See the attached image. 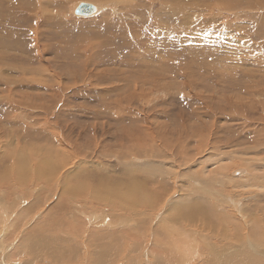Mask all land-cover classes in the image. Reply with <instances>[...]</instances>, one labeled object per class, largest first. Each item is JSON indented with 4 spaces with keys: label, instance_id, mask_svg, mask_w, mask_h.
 I'll list each match as a JSON object with an SVG mask.
<instances>
[{
    "label": "rangeland",
    "instance_id": "obj_1",
    "mask_svg": "<svg viewBox=\"0 0 264 264\" xmlns=\"http://www.w3.org/2000/svg\"><path fill=\"white\" fill-rule=\"evenodd\" d=\"M84 1L103 8L90 17L78 16L75 11ZM0 3V232L4 235L0 264H26L25 253L41 243L37 227L48 220L52 221L44 227L46 234L53 227L52 239H62L67 250L76 246L80 252L76 261L63 264H91L99 252L102 254L95 246L100 242L91 240L92 231L104 236L121 235L135 227L138 230L135 218L132 221L135 216L112 213L110 207L101 208L95 200L94 204L84 200L87 197L64 205L69 206V211L60 209L64 217L57 209L56 215L50 213L61 198L62 182L68 175L71 183L64 193L72 189V196L84 194L86 184L82 187V181L88 183L87 196L93 189L100 193L101 178L110 190L120 181L127 180L126 186L132 185L130 190L141 183L151 194L139 195L143 200L147 196L145 202L152 199L157 204L143 207L148 213L139 210V214H147L153 230L164 224L172 201L179 198L194 200L191 205H197L198 210L203 204L213 203L216 208L219 204L216 214L221 220H215V225L187 221L189 214L183 222H175L173 229L180 232L168 231L173 240H188L196 253L191 257L183 254L187 259L182 260V253L176 255L175 251V260L170 255L167 258L174 261L172 264H217L219 255L223 257L221 253L227 250V257L232 256L229 259L236 264L240 259L232 250L235 247L230 241L234 238L223 242L221 235L223 229L235 230L232 214L241 219L235 204L240 202L245 208L260 204L262 211L252 209L254 220L244 217V221L264 224V201L258 202L259 197L264 200V0ZM55 164L59 172L52 171L53 175L50 172L43 180L38 177V170ZM133 169L136 175L128 177L126 173ZM237 172L241 174L235 175ZM17 174H24V178ZM156 179L169 189L163 204L152 193L159 192L158 186H153ZM129 193L130 200L140 197ZM222 203L230 215L226 209L228 215H223ZM189 210L192 212L190 206ZM102 217L111 224L116 221L115 230L105 227ZM233 224L238 227L239 222ZM240 228L237 237L247 234L246 241H250L251 226ZM136 233L143 234L139 230ZM125 239L129 244L124 242L117 264L136 258L129 252L137 249L141 250L138 264H151L157 256L166 260L167 255L154 251L152 244L169 251L172 241L170 237H156L153 231L137 243ZM208 247L216 255L212 263L206 261ZM255 250L256 256H261ZM87 253L94 256L91 263ZM225 259L222 264H226ZM47 261L38 264H50Z\"/></svg>",
    "mask_w": 264,
    "mask_h": 264
},
{
    "label": "bare ground",
    "instance_id": "obj_2",
    "mask_svg": "<svg viewBox=\"0 0 264 264\" xmlns=\"http://www.w3.org/2000/svg\"><path fill=\"white\" fill-rule=\"evenodd\" d=\"M50 1V0H49ZM55 1V0H54ZM66 1V0H65ZM82 2V1H81ZM92 2V1H91ZM90 2V3H91ZM96 2V1H95ZM68 3H69V1H68ZM84 3H86L85 1H84ZM1 4V3H0ZM2 4H3V2H2ZM76 4V3H75ZM78 4V3H77ZM86 4H88V3H86ZM24 5V4H23ZM28 7V6H27ZM102 6H97V5H95V13H94V15H96V14H98L99 12H101V10H102ZM62 18V17H61ZM14 68V67H13ZM15 69V68H14ZM159 69V68H158ZM160 70V69H159ZM162 70V69H161ZM149 71V70H148ZM156 71V70H155ZM159 72V71H158ZM19 73V72H18ZM17 74V73H16ZM20 74V73H19ZM19 74H17V75H19ZM248 88V87H247ZM206 104H207V102H206ZM39 107V106H38ZM41 108V107H40ZM224 121V120H223ZM200 134V133H199ZM212 135V134H211ZM204 136V135H203ZM207 136V135H206ZM205 138V137H204ZM201 139H203V137L201 138ZM216 140V139H215ZM219 140V139H218ZM264 140V139H263ZM12 141V140H11ZM197 142H199V141H197ZM201 142H203V141H201ZM211 144V143H210ZM263 144H264V142H263ZM216 145V144H215ZM231 146V145H230ZM215 147V146H214ZM215 149V148H214ZM246 150V149H245ZM119 152H120V150H119ZM214 152V151H213ZM248 152V151H247ZM250 152V151H249ZM14 153V152H13ZM144 153V152H143ZM212 153V152H211ZM210 153V154H211ZM240 153V152H239ZM119 154V153H118ZM209 154V153H208ZM209 154V155H210ZM242 154V153H241ZM212 155H213V153H212ZM167 156V155H166ZM224 156V155H223ZM226 156V155H225ZM11 157V156H10ZM110 157V156H109ZM121 157V156H120ZM168 157V156H167ZM233 157H234V155H233ZM173 158V157H172ZM169 159V158H168ZM210 159V158H209ZM19 160V159H18ZM243 162V161H242ZM246 162V161H245ZM248 162V161H247ZM126 163V162H125ZM124 163V164H125ZM129 163V162H128ZM122 164V163H121ZM176 164V163H175ZM241 164V163H240ZM42 165V164H41ZM228 165V164H227ZM254 165V164H253ZM253 165H252V163H251V167H253ZM75 166V165H74ZM118 166V165H117ZM224 167H225V165H223ZM243 166V165H242ZM131 167H132V165H131ZM131 167H129V169L131 168ZM26 168V167H25ZM103 168V167H102ZM125 168H126V166H125ZM122 169V168H121ZM139 170H140V168H139ZM159 170V169H158ZM39 172H38V177H40V179L41 180H43V179H45V178H49V173L50 172H54V171H56V172H54V173H57V172H59V170H58V165L57 164H55V165H52L51 167H49L48 169H46V168H44L43 167V170H42V168H41V170H38ZM136 170L135 169H133V170H128V172L126 173V174H129V176L128 177H132V175H136ZM154 171H156V169L154 170ZM170 171V170H169ZM220 171V170H219ZM14 172V171H13ZM24 172V171H23ZM53 172H52V175H53ZM138 172V171H137ZM26 173V172H25ZM156 173H158V172H156ZM178 174V173H177ZM18 175V174H17ZM20 175V174H19ZM18 175V176H19ZM138 175V174H137ZM212 175V174H211ZM217 175V174H216ZM215 175V176H216ZM125 176V175H124ZM155 176H157V175H155ZM20 178H24V174L23 175H21V176H19ZM18 177V178H19ZM120 177H121V175H120ZM139 177V176H138ZM169 177V176H168ZM191 177V176H190ZM217 177V176H216ZM19 178V179H20ZM70 176L68 175V177L66 176L65 177V179H64V182H62V189H63V192L61 193L60 192V195L59 196H61V198L60 199H58V201H57V204L52 208V210H51V212L50 213H57V211H58V213H60V215L62 216V217H64V214L60 211V209L62 208V209H64V210H68L69 209V206H68V208L66 207V206H64V205H67V204H70L71 203V200L72 199H74V198H80V199H82L83 197H87V198H85L84 200H86L87 202H93L94 200L97 202V204H99V203H101V204H99V205H101L100 207L101 208H105V206L108 208V207H110V210H112V211H110V212H116V213H120V214H126V213H128L129 214V216H131V215H133V216H135V217H133L132 218V221L134 220V218H135V220L134 221H137V228H138V230L140 231V233H141V231L143 232V234H142V236H141V234L139 235L138 233H136V232H138V230H136V225L134 226V224L132 223V225L131 226H134L135 227V229L133 230V231H130V232H124L123 234H116V233H107L106 235H102V234H100L98 231H95V232H91V233H93V235L91 236L92 237V242H94L95 243V241L96 242H100V244L99 243H95V246L97 245L98 247H100L102 250V254L99 256V254H100V252L97 254V256L95 257V261H93L94 259H92V258H90L91 256H89L88 255V253H87V256H89V258H90V263H91V261H93L91 264H93V263H95V264H117V259H118V257H119V254L121 253V250H123L125 247H124V244H126V243H128V242H126V239H125V241H124V238H127L128 239V241H132L133 240V242H138V241H140L141 240V238H143V235H149L152 231L155 233V236L157 237V236H163V237H170V238H172V241H170L169 239H168V241H170V243H168V245H170L169 247H171V248H169V251H167V250H165L164 248L165 247H162V246H158V245H153L152 244V247L154 248V251H160L161 253H164V254H166L167 256H166V260H164L165 258L162 256V257H158L157 256V258L155 257V258H153V263H151V264H172V263H174V261L173 260H171V259H168L169 257H174L173 255L176 253V255H177V252L178 253H182V256H181V254H178V256L180 255L181 257L179 258V259H181L182 258V260H183V258H185L184 256H183V254H185V256L186 257H191V256H193L195 253H196V251L194 250V246H190L189 245V242H188V240L185 242V241H180V239H178V238H176L175 240H173V237H171V235H170V233L168 232V231H171V230H174L173 228L175 227V222L176 221H180V222H183L184 221V219H185V216L186 215H188L189 214V219L187 220V221H191V222H194L195 224H197L198 222H201L202 224L201 225H203V226H205V225H215V220H219L220 218H217L218 216H217V212L216 211H218V207H219V204H218V206H217V208L216 207H213V203H207L206 205L205 204H203V207H202V209L201 210H198V207H197V205L195 206L194 204V206H192L191 205V203H193L194 202V200H191V199H189V200H182V199H178V200H175V201H172V204H171V208L166 212V216H164L163 218H164V224H163V222H161L160 220V222L161 223H159V225L155 228V230H153L154 229V227L152 228V225H151V227L149 226V218H148V216H147V214L146 215H143V214H139V210H140V212H149V210H147V209H145V208H148V207H150V206H153V205H157V204H154V201L152 200V199H149V203L148 202H145V197H147V196H143L144 197V200H143V198L141 197V195H139L140 193H142V192H146V193H148V196H150V194L151 193H149V191H144V187H142V184L140 183V186H134L133 185V190H130V189H128L130 186H132V185H129L128 187L126 186V181H125V183L124 182H121L120 181V183H118L117 182V184L118 185H116L115 187H114V189H112V190H110L109 189V187H108V185H107V183L106 182H104V178H101L100 180H99V182H100V184H101V191H100V193H99V191L98 190H96L95 192H94V189L92 190V191H90L89 193H88V196H87V193L85 192L86 191V188L88 187V183L87 182H84V181H82V182H79V184L82 186V187H84V185L86 184V186L82 189V190H84V194L82 193V194H77V195H74V196H72V195H70V194H72L71 192H73V190L71 189L70 190V193H64V189L69 185V183H71L70 182ZM192 178H194V177H192ZM206 178V177H205ZM173 179V178H172ZM191 179V178H190ZM214 179V178H213ZM52 180H56L55 182L56 183H59L58 182V180L59 179H55V178H53L52 177ZM97 181H98V179H96ZM157 181L156 182H153V186H158V190H159V192H152L153 193V195H155V197L159 200V201H161V203L162 202H164L165 201V198L168 196H166V194H165V192L166 191H169V189H166L163 185H160V182H159V180L158 179H156ZM189 180V179H188ZM207 180V179H206ZM222 180V182H223V179H221ZM220 180V181H221ZM48 181H51V180H49L48 179ZM132 181V180H131ZM136 181H138V180H135V183H136ZM160 181H161V177H160ZM190 181V180H189ZM205 181V180H204ZM207 181H209V180H207ZM256 181V180H255ZM211 182H214V180H212ZM248 182V181H247ZM257 182V181H256ZM48 183V182H47ZM98 183V182H97ZM114 183H116V182H114ZM129 183V182H128ZM186 183V182H185ZM205 183V182H204ZM224 183V182H223ZM199 184V183H198ZM221 184V183H220ZM54 185H55V183H54ZM57 185V184H56ZM59 185V184H58ZM57 185V186H58ZM121 185V186H120ZM128 185V184H127ZM187 185V184H186ZM190 185V184H189ZM194 185H196V184H194ZM254 185H259V184H254ZM49 186V185H48ZM208 186V185H207ZM211 186H212V184H211ZM226 186V185H225ZM98 187V186H97ZM196 186H194V188H195ZM200 187V186H199ZM53 188V187H52ZM58 188H60V186L58 187ZM190 188V187H189ZM197 188H198V186H197ZM232 188H234V187H232ZM210 189V188H209ZM211 189H213L212 187H211ZM35 190V189H34ZM60 190V189H59ZM89 190V189H88ZM189 190V189H188ZM214 190V189H213ZM33 191V190H32ZM37 191V190H36ZM102 191H103V198H102ZM129 191H133L134 193H135V195H136V197H138V196H140V197H138L137 198V200H136V202H134L135 200H130V198H129V196L131 195L130 193H129ZM187 191V190H186ZM203 191V190H202ZM207 191H208V188H207ZM76 192V191H75ZM83 192V191H82ZM195 192V191H194ZM205 192V191H204ZM202 193V192H201ZM207 193H209V192H207ZM32 194H33V192H32ZM75 194V193H74ZM133 194V193H132ZM138 194V195H137ZM143 194V193H142ZM185 194V193H184ZM190 194V193H189ZM189 194H187L186 195V197L189 195ZM194 194V193H193ZM196 194V193H195ZM27 195H29V194H27ZM134 195V196H135ZM181 195V194H180ZM202 195V194H201ZM33 197V196H32ZM32 197H28L29 199L31 198L32 199ZM37 197H38V195H37ZM180 197V196H179ZM184 197V196H183ZM200 197V196H199ZM34 198V197H33ZM131 198H133L132 196H131ZM177 198V197H176ZM24 201L26 200L27 201V199H23ZM29 201V200H28ZM78 201V200H77ZM82 201H83V199H82ZM123 201H125L128 205H125L124 203H123ZM232 201H234V200H232ZM262 201H264L263 200V197H259V199H258V202L259 203H261ZM19 202V201H18ZM32 202H34L33 200H32ZM76 202V201H75ZM95 202V203H96ZM237 202V201H236ZM1 203V202H0ZM21 203H22V201H21ZM72 203H73V200H72ZM78 203V202H77ZM80 203V202H79ZM161 203H159V204H161ZM2 204V203H1ZM28 204H30V203H28ZM44 204V203H43ZM84 204H87V203H84ZM91 204V203H90ZM93 204H94V202H93ZM96 204V205H97ZM163 204V203H162ZM263 204V203H262ZM45 205V204H44ZM88 205V207H89V204H87ZM87 205H84L83 207H82V205H81V207L85 210V209H87ZM221 205H224V206H221V211H223V215H228L229 214V211H228V209H227V206L224 204V203H222ZM229 205V204H228ZM234 205V204H233ZM21 206H23V205H21ZM78 206V205H77ZM163 206V205H162ZM189 206H190V208H191V211L192 212H190V210H189ZM246 206V205H245ZM94 207V206H93ZM143 207H145V208H143ZM154 207V206H153ZM160 207V206H159ZM230 207V206H229ZM234 207H236L238 210H239V213H240V217H241V219H238V216H234L233 214H232V217H231V220H232V222L233 223H237V222H239V224H238V227H237V224H233L232 222H230L229 220H227V219H225L226 221H228V222H230V223H232V226H234L235 227V230L234 229H231V231L230 230H227V229H223V234H221V235H223V238L222 239H224L223 240V242H228L229 240H227L226 238H229V237H231V238H234V241H230V242H233V246L232 247H235L234 249H232L234 252H235V256H236V258H238L239 257V259L240 260H237L236 259V264H264V228H263V226H264V224L262 223V222H260V221H258V220H255V221H253L254 223H251L252 222V219L254 218V217H256V216H251V212H252V209L253 210H257V208H258V211H262L261 209V206H260V204L259 205H253V206H251L250 208H245V207H243V205H242V203H240V202H237L236 204H235V206ZM257 207V208H256ZM19 208V207H18ZM31 208V207H30ZM29 208V209H30ZM67 208V209H66ZM3 209V208H2ZM22 209V208H21ZM25 209H26V211L25 212H27L28 211V207H25ZM56 209H57V211H56ZM99 209V208H98ZM220 209V208H219ZM225 209L227 210V212H228V214H226V212H225ZM246 209V210H245ZM16 210V209H15ZM91 210V209H90ZM103 210H105V209H103ZM34 211V210H33ZM69 211V210H68ZM243 211H245V212H247V213H249V215L248 216H244V213L243 214H241V212H243ZM15 212V211H14ZM23 211H21V213H22ZM29 212V211H28ZM73 212V211H72ZM101 212V211H100ZM103 212V211H102ZM104 212H106V211H104ZM152 213H153V211H151ZM151 212H150V215H151ZM157 212V211H156ZM54 213V214H55ZM64 213H65V211H64ZM67 213H69V212H67ZM116 213H115V215H116ZM155 213V212H154ZM6 214V213H5ZM72 214H74V213H72ZM87 214V213H86ZM86 214L85 215H83L84 217H86ZM91 214V213H90ZM92 214H94V213H92ZM104 214V213H103ZM131 214V215H130ZM160 214V213H159ZM220 214V213H219ZM11 215H12V213H11ZM23 215V214H22ZM39 215V214H38ZM56 215V214H55ZM70 215V214H69ZM99 215V214H98ZM112 215V214H111ZM230 215V214H229ZM247 215V214H246ZM255 215V214H254ZM71 216V215H70ZM69 216V217H70ZM82 216V217H83ZM168 216V217H167ZM52 218L54 217V216H51ZM50 216H49V218H51ZM75 217H77V216H75ZM100 217V216H99ZM120 217V216H119ZM121 217H122V215H121ZM125 217V216H124ZM166 217V218H165ZM224 217V216H223ZM244 217H250V218H252V219H249L248 221L246 220V222L244 221ZM8 218V217H7ZM94 218V217H93ZM115 218V217H114ZM126 218H128V216L126 217ZM153 218V217H152ZM10 219V218H9ZM27 219V218H26ZM25 219V220H26ZM70 219V218H69ZM109 219V218H108ZM129 219H131L130 217H129ZM128 219V220H129ZM48 220V219H47ZM61 219H59V222L60 223H62L61 221H60ZM101 219H99V221H100ZM105 220V221H104ZM110 220V219H109ZM125 220V219H124ZM124 220H119V222H124L125 224H122V225H125L126 226V224L128 225V223H126V221H124ZM152 220V219H151ZM150 220V221H151ZM221 220V219H220ZM224 220V222H226ZM254 220V219H253ZM49 221V220H48ZM48 221H47V223H46V225L47 224H49L48 223ZM50 221H52V220H50ZM49 221V222H50ZM87 221V220H86ZM113 221V220H112ZM111 221V222H112ZM158 221V222H159ZM7 222V221H6ZM17 222V221H16ZM45 222V221H44ZM96 222V221H95ZM94 221H93V224L95 223ZM101 222V221H100ZM107 222L109 223V224H107ZM245 222V223H244ZM20 223V222H19ZM53 223V222H52ZM59 223V224H60ZM105 227H110L109 229H110V231L112 230V229H114L116 226H113L114 224H117V222L115 221L114 222V224H111L110 223V221H107V219H105V217H102V222H101ZM246 223H248V225L246 224ZM7 224V223H6ZM43 224H45V223H43ZM42 224V225H43ZM97 224V223H96ZM111 224V225H110ZM120 224V223H119ZM199 224V223H198ZM5 225V224H4ZM20 225V224H19ZM46 225H43V227H37V230L39 231V233H37V236H40V240H41V243L40 244H38L37 245V248H30L29 250H28V252L27 253H25V260L27 261L26 262V264H38V262L40 261V259H46V260H48V261H51L50 262V264H63L64 262H66V261H68L69 260V262H73L76 258H77V256H78V252H79V250H76V248L74 247V249L73 250H67V248L65 247V246H62V239H52V237H50V234H51V232H52V228L50 229L51 230V232H50V234H46V230H45V228L46 227H48V226H46ZM50 225V224H49ZM52 225V224H51ZM72 225V224H71ZM46 226V227H45ZM99 226V225H98ZM185 226V225H184ZM195 226V225H194ZM219 226V225H218ZM221 226V225H220ZM245 226L246 227H249V226H251V230L249 231L248 230V232H249V234H250V241L249 240H247L246 241V235L244 234H242L244 237H242V236H239V237H237V235L236 234H238L239 232H238V229L240 228V227H244L243 229H245ZM35 227V226H34ZM45 227V228H44ZM94 227V226H93ZM133 227V228H134ZM150 227V229H149V231L147 230L148 228ZM191 227V226H190ZM196 227V226H195ZM212 227H214V226H212ZM262 227V228H261ZM1 228V227H0ZM70 228V227H69ZM88 228V227H87ZM97 228V227H96ZM99 228H101V227H99ZM98 228V229H99ZM197 228V227H196ZM231 227H229L228 229H230ZM7 229V228H6ZM36 229V228H35ZM49 229V228H48ZM54 229H56V228H54ZM93 229V228H92ZM102 229V228H101ZM100 229V230H101ZM104 229V228H103ZM121 229V228H120ZM126 229V228H125ZM193 229V228H192ZM241 229V228H240ZM17 230V229H16ZM66 230V229H65ZM115 230V229H114ZM131 230V229H130ZM176 230H177V228H176ZM187 230H188V228H187ZM201 230V229H200ZM205 230V229H204ZM219 230H222V228L220 229L219 228ZM235 232H234V231ZM134 231H136V232H134ZM175 231V230H174ZM202 231V230H201ZM243 231V230H242ZM16 232H18V231H16ZM176 232H180V229L178 228V230L177 231H175V232H172V233H176ZM183 231H181V233H182ZM210 232V231H209ZM213 232V231H212ZM57 233V232H56ZM62 233V232H61ZM87 233V232H86ZM148 233V234H147ZM185 233V232H184ZM183 233V234H184ZM235 233V234H234ZM242 233V232H241ZM3 234V231H1L0 232V240H2V236H4V235H2ZM55 234V233H54ZM54 234L52 233V235L54 236ZM63 234V233H62ZM61 234V235H62ZM66 234V233H65ZM173 234V235H174ZM60 235V234H59ZM169 235V236H168ZM177 235V234H176ZM176 235H174V236H176ZM191 235H193V234H191ZM210 235H211V233H210ZM213 235V234H212ZM67 236V235H66ZM73 236V235H72ZM76 236V235H75ZM78 236H79V234H78ZM145 236H144V239H145ZM179 236V235H178ZM178 236H176V237H178ZM187 236H188V234H187ZM187 236H186V238H187ZM196 236H197V234H196ZM248 236V235H247ZM28 237V236H27ZM60 237V236H59ZM82 237V236H81ZM189 237V236H188ZM31 238V237H30ZM34 238V237H33ZM39 238V237H38ZM56 238V237H55ZM71 238V237H70ZM86 238V237H85ZM180 238H182L181 236H180ZM185 238V237H184ZM11 239V238H10ZM26 239V238H25ZM65 239H67V238H65ZM144 239H142V240H144ZM155 239V238H154ZM178 239V241H176ZM78 240V239H77ZM141 240V241H142ZM156 240V239H155ZM164 240H165V238H164ZM163 240V241H164ZM90 241V240H89ZM105 241H107V242H109V244L108 243H106ZM159 241V240H158ZM6 242H8V241H6ZM28 242V241H27ZM33 242V241H32ZM40 242V241H39ZM88 242V241H87ZM86 242V243H87ZM91 242V241H90ZM102 242H104L103 243V245H101V243ZM124 242H126V243H124ZM144 242H146V241H144ZM156 242H157V240H156ZM160 242V241H159ZM2 243V242H1ZM11 243H12V241H11ZM16 243V242H15ZM29 243H31V242H29ZM66 242H63V244H65ZM77 243H78V241H77ZM89 243V242H88ZM131 243V242H130ZM166 243V242H165ZM6 244V243H5ZM89 244H91V243H89ZM129 244V243H128ZM155 244V243H154ZM158 244V243H157ZM160 244V243H159ZM191 244H192V241H191ZM133 245V244H132ZM136 245V247H138L139 246V244H135ZM222 245V244H221ZM228 245H231V243H228ZM27 246V245H26ZM35 246V245H34ZM90 246V245H89ZM96 246V247H97ZM103 246V247H102ZM127 246H129V245H126V247ZM7 247V246H6ZM69 247V246H68ZM79 247V246H78ZM124 247V248H123ZM132 247V246H131ZM135 246H133V248H134ZM135 247V248H136ZM166 247H167V245H166ZM23 248H24V246H23ZM91 248V247H90ZM0 249H2V248H0ZM78 249V248H77ZM80 249V248H79ZM85 249V248H84ZM94 249V248H93ZM129 249V248H128ZM131 249V248H130ZM129 249V250H130ZM255 249H257V250H259L260 251V255L261 256H256V254H255V252L254 251H256ZM3 250V249H2ZM1 250V251H2ZM86 250V249H85ZM84 250V251H85ZM26 251V250H25ZM126 251V250H125ZM125 251L124 252H122V253H125ZM132 250H130V252H131ZM141 250L140 249H137L136 250V252H134V253H130L129 252V255H133V257H136V258H132L133 260H135V261H133V260H130L129 262H128V264H138L139 262V258H140V255H138V252L139 253H141L140 252ZM176 251V252H175ZM3 252V251H2ZM22 252V251H21ZM127 252V251H126ZM173 252H175V253H173ZM28 253L29 254H31L30 256H28ZM80 253V252H79ZM128 253V252H127ZM17 254H18V252H17ZM85 254V253H84ZM221 254H223V257H221V255H219V257H220V261H218L217 262V264H222V262H223V260H224V257H226L227 259H225V263L226 264H232V261L229 259V257H232V256H230L229 255V257H227L228 256V254H229V251H225V252H223V253H221ZM2 255V254H1ZM20 255V257H18V258H21L22 256H21V254H18V256ZM128 255V256H129ZM162 255V254H161ZM168 255H170L169 257H168ZM206 255L208 256H206L207 258H206V261L207 262H209V263H212L211 262V259L212 258H214L216 255L215 254H213V250L211 249V247H208V253H206ZM212 255V256H211ZM245 255H248L246 258H243V256H245ZM7 256V255H6ZM122 255H120V258H123V256L121 257ZM127 256V255H126ZM84 258H85V256H83ZM93 258H94V256H92ZM131 257V256H130ZM168 257V258H167ZM199 257V256H198ZM177 258V259H178ZM10 259V258H9ZM78 259V258H77ZM88 259V258H87ZM126 259V258H125ZM127 259H128V257H127ZM154 259H156V260H154ZM174 260H175V258H173ZM185 259H187V258H185ZM46 260H43V262H39V263H44ZM182 260H181V262H182ZM217 260V259H216ZM12 261V260H11ZM47 261V262H48ZM76 261V260H75ZM87 261V260H86ZM152 261V260H151ZM171 261H172V263H171ZM212 261H213V259H212ZM69 262H68V264H69ZM82 262V261H81ZM88 262V261H87ZM176 262V261H175ZM18 263V262H17ZM16 263V264H17ZM46 263V262H45ZM67 263V262H66ZM65 263V264H66ZM70 263V264H71ZM76 263V262H75ZM79 262H77V264H78ZM125 263V262H124ZM150 264V263H149ZM177 264V263H176ZM183 264V263H182ZM212 264H214V263H212ZM234 264V263H233Z\"/></svg>",
    "mask_w": 264,
    "mask_h": 264
},
{
    "label": "water",
    "instance_id": "obj_3",
    "mask_svg": "<svg viewBox=\"0 0 264 264\" xmlns=\"http://www.w3.org/2000/svg\"><path fill=\"white\" fill-rule=\"evenodd\" d=\"M95 6L92 5V4H86V3H83V4H80L78 6V8L76 9L75 13L76 15L78 16H82V17H90L92 15H94L95 13ZM241 174V172H237L235 175H239Z\"/></svg>",
    "mask_w": 264,
    "mask_h": 264
}]
</instances>
